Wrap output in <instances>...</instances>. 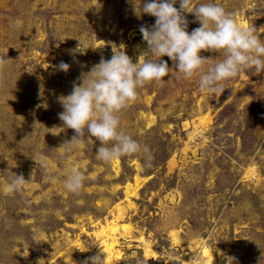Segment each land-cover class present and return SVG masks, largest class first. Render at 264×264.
I'll return each mask as SVG.
<instances>
[{"label":"rangeland","instance_id":"rangeland-1","mask_svg":"<svg viewBox=\"0 0 264 264\" xmlns=\"http://www.w3.org/2000/svg\"><path fill=\"white\" fill-rule=\"evenodd\" d=\"M198 2L222 5L264 40V0ZM140 5L0 0V57L9 59L0 68V264H82L112 237L105 264H264V72L242 71L217 96L162 57L173 75L138 89L119 113L120 127L150 150L151 167L143 152L97 160L90 136L71 152L62 146L74 130L63 129L59 97L113 48L133 62L146 50L139 29L155 17ZM185 15L190 33L200 24ZM80 42L96 48L74 59ZM42 155L56 183L36 165ZM73 167L87 177L78 195L64 187ZM16 174L30 180L22 194L7 191Z\"/></svg>","mask_w":264,"mask_h":264},{"label":"clouds","instance_id":"clouds-1","mask_svg":"<svg viewBox=\"0 0 264 264\" xmlns=\"http://www.w3.org/2000/svg\"><path fill=\"white\" fill-rule=\"evenodd\" d=\"M177 2L141 0L140 13L155 17V23L151 27L140 26L147 47L136 62L123 47L119 52L113 48L111 59L101 57L89 72L81 74L82 83L74 82L71 93L59 97L63 111L58 117L63 122V129L74 130L71 139L62 144L66 152L73 151L86 136H90L99 141L95 151L97 160L108 164L117 158L143 152L144 166L151 167L153 156L150 150L120 127L119 113L137 100L138 89L153 82L163 86L164 77L172 73L168 62L161 59L164 56L170 58L184 79L198 76L201 93L217 96L226 88L222 82L238 77L242 71L264 72V40L260 38L259 30L253 26L244 27L238 23L235 13L226 11L218 3L179 0L177 8ZM186 13L193 14L200 24L190 33ZM89 47L92 46L80 42L69 52L75 59L77 53L86 54ZM202 51L222 53L224 58L211 63L210 58L201 55ZM5 57H0V68L9 60ZM69 68L64 61L58 65V69L64 72ZM35 162L45 171L48 180L56 183L55 174L49 171L45 157L42 155ZM86 180L85 173L73 167L67 170L64 187L70 194L78 195ZM29 181L23 174H16L10 179L7 191L22 194ZM97 247L99 251L82 264H105L107 253L99 244ZM89 248L79 250L85 252ZM174 261L183 264L182 260Z\"/></svg>","mask_w":264,"mask_h":264},{"label":"bare ground","instance_id":"bare-ground-1","mask_svg":"<svg viewBox=\"0 0 264 264\" xmlns=\"http://www.w3.org/2000/svg\"><path fill=\"white\" fill-rule=\"evenodd\" d=\"M112 230L115 229V227H111ZM102 242L104 243V250L108 252V256L109 254L111 253L112 251V248H113V244H114V239L112 237L111 241H107L106 242V239H103ZM147 245V244H146ZM203 253L208 256L209 258V255H208V252H207V249H203ZM209 261V260H208Z\"/></svg>","mask_w":264,"mask_h":264}]
</instances>
